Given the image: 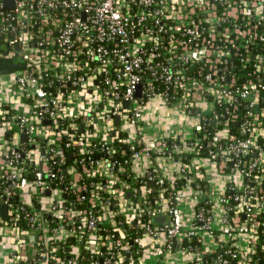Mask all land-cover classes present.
I'll list each match as a JSON object with an SVG mask.
<instances>
[{
  "label": "built area",
  "instance_id": "2783aa9c",
  "mask_svg": "<svg viewBox=\"0 0 264 264\" xmlns=\"http://www.w3.org/2000/svg\"><path fill=\"white\" fill-rule=\"evenodd\" d=\"M0 62V73L16 74L23 103L0 104V204L8 209L0 227L16 240L7 264H78L81 255L88 264H135L146 246L163 256L188 237L214 234L216 205L222 244L235 248L227 254L246 264L264 212L260 191L244 183L254 171L264 179V0H0ZM158 110L187 117L191 134L150 141L145 127ZM205 123L212 136L196 137ZM202 150L187 167L173 157ZM202 160L231 179L223 191H194L187 179L175 192ZM172 162L179 167L166 178L162 165ZM154 188L160 195L151 199ZM228 191L240 194L231 217ZM161 216L163 224L153 222ZM240 237L248 249L236 247ZM70 239L65 261L58 245ZM180 250L201 264L191 247Z\"/></svg>",
  "mask_w": 264,
  "mask_h": 264
},
{
  "label": "crops",
  "instance_id": "0c3cea01",
  "mask_svg": "<svg viewBox=\"0 0 264 264\" xmlns=\"http://www.w3.org/2000/svg\"><path fill=\"white\" fill-rule=\"evenodd\" d=\"M1 74H9L4 71ZM13 79V77H12ZM21 93L18 92L17 87L13 84H0V104L8 102L14 103L15 107L19 110L20 100L18 96ZM3 130H0V143L1 136ZM191 124L187 117L177 114V113H166L161 110H158L156 114H152L151 118L147 122V126L145 127V134L148 139L155 140L160 138H166L174 135H185L189 136L191 134ZM1 156V155H0ZM207 161V160H206ZM200 166L202 169V175L205 178L206 184L211 190H214L217 193H221L224 189V185L231 179L226 176H221L217 172V169L213 167L209 161H200ZM141 165L147 166L148 162L141 161ZM150 166V165H149ZM179 165L176 162H172L170 165H162V174L166 176V178H170L174 175L175 171H177ZM238 182L241 179H237ZM183 217H184V227L189 230L194 228L193 219L195 216V202L192 198H186L181 205ZM214 231H218L220 229L221 223V208L219 205H216L214 208ZM1 220V219H0ZM5 235H9L10 238H3L2 234H0V264H7L8 260L14 254L16 240L12 233H5ZM200 238L205 247V250L208 252H212L217 249L219 243H223L225 238L223 236L215 235L212 232L203 231L200 233ZM34 243L33 240H31ZM236 247L240 250L248 249V240L246 237H240L236 241ZM193 259V255L190 253H186L181 250H175L169 254H164L163 256H159L153 247L146 246L141 256L137 259L135 264H190Z\"/></svg>",
  "mask_w": 264,
  "mask_h": 264
},
{
  "label": "trees",
  "instance_id": "16d2710c",
  "mask_svg": "<svg viewBox=\"0 0 264 264\" xmlns=\"http://www.w3.org/2000/svg\"><path fill=\"white\" fill-rule=\"evenodd\" d=\"M5 68H7V66L4 65L2 62H0V69L3 70ZM245 79H246V77H245ZM243 81H244V77H241L239 83H242ZM239 102L240 103L238 106L237 113L239 114L240 118H243V116L246 113V111L244 110L245 102H243V101H239ZM222 109H224V107H222ZM257 109L259 111L264 109V101H259V103L257 105ZM236 128H237V125L234 127V129H236ZM204 129H206V130H204ZM212 134H213V125L208 124V123H205V127L195 131L196 137H199V138H202V137L207 138L206 136H208L210 138L212 136ZM6 137H8V134L6 135ZM165 142L168 146H170L172 144V141L170 139H166ZM262 146L264 148V144ZM204 156H205L204 150H202V151H197L193 155H190V154H181V155L174 154L173 157L175 159L181 158L180 160L182 162V165L184 167H187L193 158L204 157ZM70 159H71L70 157H67V162H66L65 166L70 165ZM201 175H202V171L199 169H194V172L191 173L186 168V172H185L184 177L182 179L175 181V185H173L175 192L181 191V189L185 185L187 179L191 180L190 187L192 188V190L196 191L197 189H202L203 191H206L207 189H204L206 186V182L203 179V177H201ZM122 178H123V180H127V179L131 178V175H129L128 178H125L123 176H122ZM69 181H70V177L68 175H66V184L64 186H68ZM139 181H140V183L137 184L138 187L147 185L145 180L140 179ZM244 183H245L247 188H253L255 190V192L260 191V192H258V197H259L258 200L264 201V179H261L259 177V175L256 173V171H254L250 177H246L244 179ZM197 185H199V188H197ZM154 189L155 190L150 193L151 199L159 198V195H160V192L158 191V189H156V188H154ZM66 193H67V191H66ZM237 195H240V194L228 191L226 193V195L224 196L225 197L224 204L226 207H228L230 209V212H229L230 217L235 214L237 202H234L233 198ZM67 198L73 199V197L71 195H67ZM10 203L12 204V206L15 209H19L20 201L17 197L11 198ZM33 203L36 204V201H33ZM1 207H2V205L0 204V214H1ZM79 207L82 208L83 205H79ZM240 218L242 220H244V218L242 216H240ZM256 221L258 222V225L255 228V234L257 235V239H256V242L253 244V251L248 256V259L245 261L246 264H264V212L257 215ZM19 227L22 230L26 229L25 223L23 221L21 222V224H19ZM214 234L217 235V234H219V232H214ZM129 236L133 237L134 233L129 234ZM74 244H75V241L72 239H70L66 242L60 243L58 245L59 250H58L57 255H59V257H61L65 261H67L68 259H71L70 248L72 246H74ZM189 247H191L194 251L201 254V256H202L200 259L201 264H224V261L227 262L226 264H241V262H242V259L239 256V254L234 259H231V257L227 254V252L229 250L234 251L235 248L230 247L229 245H224V244L220 243L217 250H215L214 252H208L205 250L203 243L201 242L200 238L197 236L188 237L187 239L183 240L180 243V245L176 246L174 249L180 250V249H186ZM135 249H136V247L133 246L132 251H134ZM138 257H139V255L137 256V258ZM77 263L78 264H88L89 258H87V256L83 257V255H81V257H79L77 259ZM190 264H197V261L192 262Z\"/></svg>",
  "mask_w": 264,
  "mask_h": 264
},
{
  "label": "water",
  "instance_id": "95a60500",
  "mask_svg": "<svg viewBox=\"0 0 264 264\" xmlns=\"http://www.w3.org/2000/svg\"><path fill=\"white\" fill-rule=\"evenodd\" d=\"M5 1V6L7 7H12V0H4ZM16 68V65H11L10 66V69H14ZM116 124H119V119L117 118L116 119ZM79 132H82V126L80 127V131ZM112 135H114V133H112ZM23 141L26 140V137L25 136H22L21 138ZM152 183L149 184L150 187H152ZM129 193L127 194V197H129ZM8 218V209L6 206H2L1 207V214H0V219L1 220H7ZM164 220H165V216H161V217H158V218H155L153 220L154 223H158V224H163L164 223Z\"/></svg>",
  "mask_w": 264,
  "mask_h": 264
},
{
  "label": "rangeland",
  "instance_id": "374dc122",
  "mask_svg": "<svg viewBox=\"0 0 264 264\" xmlns=\"http://www.w3.org/2000/svg\"><path fill=\"white\" fill-rule=\"evenodd\" d=\"M12 77H13V79H12ZM15 77H16V74L15 73H12V72L9 73V74H1L0 73V84H5V80H6V83H8L9 85L10 84H13V82L15 81ZM15 102L14 103H11V104H15ZM1 141H2V143L5 141L4 134H2V136H1ZM0 148H1V145H0ZM203 161L207 162L206 160H203ZM33 191H34L33 189H29V193H32ZM45 207H47L46 204H43V209H45ZM1 228L2 227H0V234H3V229H1ZM3 228L8 229L6 231H7V234H9V229H10L9 226L3 227ZM8 237L10 238L9 235H4L3 236V238H8Z\"/></svg>",
  "mask_w": 264,
  "mask_h": 264
}]
</instances>
